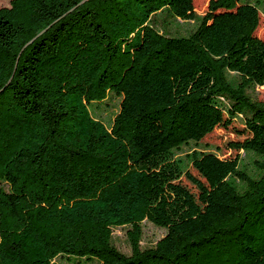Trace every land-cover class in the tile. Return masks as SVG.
Wrapping results in <instances>:
<instances>
[{
  "label": "trees",
  "instance_id": "obj_1",
  "mask_svg": "<svg viewBox=\"0 0 264 264\" xmlns=\"http://www.w3.org/2000/svg\"><path fill=\"white\" fill-rule=\"evenodd\" d=\"M260 15L251 0L1 7L0 264H264ZM109 95L106 125L91 107ZM217 130L227 158L198 149ZM144 221L166 233L142 250Z\"/></svg>",
  "mask_w": 264,
  "mask_h": 264
},
{
  "label": "rangeland",
  "instance_id": "obj_2",
  "mask_svg": "<svg viewBox=\"0 0 264 264\" xmlns=\"http://www.w3.org/2000/svg\"><path fill=\"white\" fill-rule=\"evenodd\" d=\"M11 0H0L1 7H9ZM209 0H194L195 2V11L197 14L201 15L207 6ZM251 2H256L259 5V8L264 12V0H251ZM194 28L193 22H183L180 20L169 21L165 19L164 21L158 18L157 29L160 32H167L165 34L170 36H187ZM256 35L264 39V15H260V24L256 32ZM256 96L259 100L264 101V88H257L255 90ZM119 98L114 95H109V97L100 104H94L91 107V111L94 117L103 122L106 125H109L118 110ZM232 135L229 132L222 130L215 131L211 136L205 139V142L208 147L201 145L198 147L199 150L214 153L220 158L229 157V152L223 149V140L226 138H231ZM194 148V146H191ZM128 227H118L113 228L111 231V241L113 247L121 254L129 256L131 254V247L127 240L126 232ZM142 236L139 243L140 249H149L156 245V243L163 238L166 231L164 229L155 227L151 223L144 221L141 224ZM52 264H77L74 261H67L65 258H56L52 261ZM78 264H99L96 261L90 262H80Z\"/></svg>",
  "mask_w": 264,
  "mask_h": 264
}]
</instances>
